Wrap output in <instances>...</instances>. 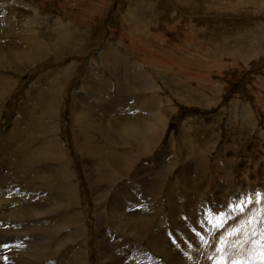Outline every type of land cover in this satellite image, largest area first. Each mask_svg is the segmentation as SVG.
I'll return each instance as SVG.
<instances>
[{
	"label": "rangeland",
	"instance_id": "1",
	"mask_svg": "<svg viewBox=\"0 0 264 264\" xmlns=\"http://www.w3.org/2000/svg\"><path fill=\"white\" fill-rule=\"evenodd\" d=\"M29 35L48 48L0 70L14 84L0 100V154L20 113L21 126L38 119L30 99L61 85L58 131L38 152L60 136L64 173L42 158L32 172L62 197L43 180L11 187L1 162L0 264H264V0H0V53L39 44ZM75 103L93 158L75 145ZM155 119L165 126L139 152L134 123L150 130ZM110 149L127 165L110 163Z\"/></svg>",
	"mask_w": 264,
	"mask_h": 264
},
{
	"label": "bare ground",
	"instance_id": "2",
	"mask_svg": "<svg viewBox=\"0 0 264 264\" xmlns=\"http://www.w3.org/2000/svg\"><path fill=\"white\" fill-rule=\"evenodd\" d=\"M63 28H64V26H63ZM63 28L60 27V30L58 29L59 33H57V34L60 35V33H62L61 34L62 40H63L62 46L64 47L69 42L70 34H68L67 30L65 31ZM13 29H14V25H13ZM36 39L37 38H35L34 36L29 35V36L25 37V39L23 41L28 40L29 42H31L32 40H36ZM36 41H39V39H37ZM38 43L39 44H37V43L35 45L33 44L34 46L31 48L28 47V50H26V52L23 50L22 52L15 54L17 58H14L13 55L11 56V54H13V53H12L10 48L5 47L4 50H5V52L7 51L6 54L0 53V70L1 69H2V71H10L11 69L17 70L18 65H16L15 61L13 62V60H19V62H20V60L23 59L24 64L26 65V63L33 62V61H36V60L42 58L45 55V52L47 51L48 45L44 41H41V42L39 41ZM16 47H18V46H16ZM11 48L13 49V47H11ZM114 50L116 51V48L113 45H108L106 47L104 53L107 54V52H108V54H109V52H112L115 54ZM105 56H107V55H105ZM9 58H11L12 60L8 62L7 60ZM113 58H116L115 59L116 61H121L124 59V62L126 65L125 64H123V65L125 66V69L128 71H131L132 70L131 68H134L130 64L127 65L128 64V62H126L127 59L120 57L119 53H116V55H113ZM129 66H131V67L128 68ZM112 74L113 75L116 74L115 69L112 70ZM13 85L14 84L9 79H5V78L0 79V100L3 97H5V95L8 93V91L10 89H12ZM90 85H92V84L90 83ZM55 88L60 89L61 85H59V87H53L52 86L51 88H48L49 89L48 91L50 94L48 95L47 100L46 99L44 100L45 103H43L41 101V99H36V97L33 99H30V102H32V106H33L32 109L35 111L34 115H36L38 117V119H36L35 122L32 125H29L30 127H27L24 125L21 126L20 123L25 118L20 113L18 118L15 121H13V123H12V128L14 129V131H16V133L11 134L8 139L3 140V143L1 145L2 154H0L3 157L0 156V169H2V163H3V165L5 164L9 167L8 168V175H6L7 177L6 176L5 177L7 178V184H9L11 187H12V183H14L13 180L18 178L19 182L17 183L16 186L14 184L15 188H18V187L24 188V186H26V185H29L31 183L39 182L40 180H43L44 183H48V184H44V187L47 188V191L53 190L50 187H48L47 185L51 184L54 180H52L50 177L48 179L47 178L40 179L42 177H39L40 180L35 179L34 173L32 172V169L35 168L34 167L35 163H38L40 158H42V160H44L45 163H48L49 166H53V168H56L58 177H61L60 174L64 173L65 152H64V146L62 143L63 141L60 138V136H59V139H56L54 137V139L51 138L52 140H43V142H45L43 144V145H45L44 150H42V152H40V153L38 152V149L40 146L39 139L42 138V136L44 134H46V135H50V134L52 135L53 134L54 136H56V131H58L57 130L58 129L57 124H56L57 121L55 120L53 122V120L57 117L55 109L57 106L58 96H59V92H56ZM137 91H139V89H137ZM118 93H119V91H118ZM116 95H117V98L119 99L120 94H116ZM116 95H115V97H116ZM113 98H114V96H113ZM117 98L112 100V103H117V101H118ZM80 99L82 100V98H80ZM46 101L49 102V104L46 103ZM79 104L80 103H75L73 105L75 108L74 110L76 111V112H74V110H73V116H74V121H75L74 123H75V125L79 126V129H76L74 131L75 145L78 146L79 150L86 152L88 155H90V158H93V157H95V150H94V148H92L91 143H92V140L94 139V134L91 132V127H90V123H89V116H85V115H87L86 110L83 113V110L80 109L79 112L82 111V114L78 113L77 106ZM141 106H140V110H144V112L145 111L147 112L150 108V105L148 102L141 104ZM22 114H23V111H22ZM24 114L25 115L31 114V110H29L27 107ZM50 117H53V119H50ZM157 118H158V116L156 117V119ZM156 119H155V122L156 121L157 122L155 123V125L150 130H147L145 128L146 127L145 124H144L143 128H141L140 126H138V124H136L137 122L134 123V126L132 128V138L137 139V138L143 136L142 139H143L144 145H142L138 149L139 152L142 151L143 148H145L146 150L151 149L155 145L156 139L159 138L160 133L162 132V129L165 126V122L163 120H160V119L156 120ZM139 122H141V121H139ZM81 126L82 127L86 126L87 131L85 129H81L82 128ZM123 132H124V129H123ZM107 135H109L107 137L111 138L112 140H114L116 142L115 144H117V138L120 139V136H116L117 134L115 136H112L109 131H108ZM24 136H27V137H24ZM145 136H146V138H145ZM18 138L21 139L22 143L18 141ZM42 139H44V137ZM10 140H12L11 143H10ZM131 142L132 141H128V143L126 145H128V144L132 145ZM31 145H33V146H31ZM134 146L135 145L133 144V147ZM110 150H112V149H110ZM7 151L11 152L10 157L6 156L5 152H7ZM109 153L107 154L108 155V161H110V163H112V164L119 162L117 168L122 169L123 166L127 165L126 164L127 159L124 155H119V154L115 155L116 153L113 150L109 151ZM81 154H84V153H81ZM112 155H115V156L112 157ZM90 161H91V159H90ZM91 162H93V161H91ZM90 164H92V163H90ZM56 166L59 168H57ZM89 169H90V165H89ZM0 172H2V171H0ZM39 172H41V171H39ZM70 177H71L70 174L63 176L62 179L64 182L59 183V185L63 186L64 183H66L70 179ZM109 179L112 180L113 177L109 176ZM3 184H4V180L0 184V196L1 197L8 193V191H7L8 185L5 186V188H4ZM6 188H7V190H6ZM51 193L53 194V198L56 200V202H59L58 200H60V198L62 197L61 196V190L55 189ZM68 196H69V198H71V196H72V193L70 191L68 192ZM11 219L13 220L12 222H16L18 220V217L15 214H11ZM151 224H152V222L149 223L148 225H151ZM154 224L156 225V223H153V227H154ZM38 242H42L40 244V246H42V247H44L45 245L46 246L49 245V242L46 241V244H45L44 243L45 241H43L41 239ZM53 243H54V241H53ZM155 244H154V246H155ZM13 246H18V244L13 245ZM18 247H20V246H18ZM158 250H160V248H158ZM161 250H164V249L161 248ZM164 251L166 252V254H169L168 253L169 251L168 252H167V250H164ZM36 257H37V255L35 257L31 258V260L35 261ZM0 260H2V259H0ZM13 261L17 262L18 259L15 260L13 258ZM17 263H19V262H17Z\"/></svg>",
	"mask_w": 264,
	"mask_h": 264
}]
</instances>
